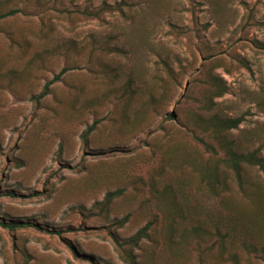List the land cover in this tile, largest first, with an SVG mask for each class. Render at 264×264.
<instances>
[{"label":"rangeland","instance_id":"obj_1","mask_svg":"<svg viewBox=\"0 0 264 264\" xmlns=\"http://www.w3.org/2000/svg\"><path fill=\"white\" fill-rule=\"evenodd\" d=\"M9 10L0 264H126L115 240L131 250L147 222L137 264H264V209L232 183L208 190L218 161L190 133L209 139L211 116L241 117L220 134L264 156V0H0ZM224 198L241 223L225 241Z\"/></svg>","mask_w":264,"mask_h":264},{"label":"trees","instance_id":"obj_2","mask_svg":"<svg viewBox=\"0 0 264 264\" xmlns=\"http://www.w3.org/2000/svg\"><path fill=\"white\" fill-rule=\"evenodd\" d=\"M15 13L14 10H9L0 14V19L11 16ZM67 71L65 67L60 69L52 78L47 81L40 93L36 96H33L32 99L35 102H38L41 98L46 96L49 92V87L53 83L60 80L61 76ZM216 97L222 95V91H216ZM168 118H174V114L167 113ZM210 134H208L209 139L203 136H198L193 132L191 133V138L204 153L208 154L211 157L217 158L218 163L217 167L220 164L221 170L217 167L213 169L210 174L206 176V185L210 192L214 194L216 189L219 190V193H228L231 191L230 184L234 185L235 191L241 196L254 199L257 201V204L260 209H264V194L261 191V187L255 183L253 180L250 171L252 169H257L264 175V156H262L256 149H244L238 148L235 149V144L227 140L222 136L220 131H230L236 129L242 121L241 117L235 118H224L221 119L217 116H211L209 118ZM95 122L90 126H87L82 133V138L85 140L86 136L90 131L93 130ZM211 138L214 140H211ZM234 145V146H233ZM221 155V156H220ZM121 194L120 190H115L113 192H107L105 195V201L109 202L115 195ZM254 197V198H253ZM220 208L225 210V215L223 212L219 211L217 219H219L218 226H216V234L221 236L222 240L230 237H236L238 228L240 227V217L233 209L234 207L227 202V198L220 200ZM147 222L130 240L129 245L132 248L137 246V243L140 239L146 237V230L149 227ZM8 228H12V225H7ZM223 226L225 229L224 233L221 234L220 227ZM244 246H247L245 240L242 241ZM115 244L119 247V252L122 260L126 264H137L136 257L133 253V249L125 250L120 243Z\"/></svg>","mask_w":264,"mask_h":264}]
</instances>
